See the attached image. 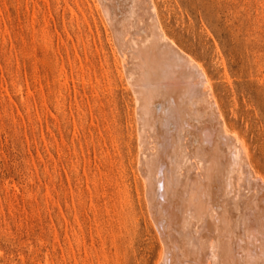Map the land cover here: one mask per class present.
Wrapping results in <instances>:
<instances>
[{"label":"rangeland","instance_id":"obj_1","mask_svg":"<svg viewBox=\"0 0 264 264\" xmlns=\"http://www.w3.org/2000/svg\"><path fill=\"white\" fill-rule=\"evenodd\" d=\"M153 1L164 32L203 67L228 128L264 178V0ZM104 9L112 21L109 0ZM104 21L94 0H0V264L156 262L134 97ZM181 70L165 80L170 87L186 76ZM182 172L172 184L184 200L179 214L163 198L157 212L176 231L193 217L185 198L197 187Z\"/></svg>","mask_w":264,"mask_h":264},{"label":"bare ground","instance_id":"obj_2","mask_svg":"<svg viewBox=\"0 0 264 264\" xmlns=\"http://www.w3.org/2000/svg\"><path fill=\"white\" fill-rule=\"evenodd\" d=\"M94 1L111 32L122 77L134 97L138 171L145 194L154 193L151 202V196L145 198L159 241L155 264H189L187 252L190 256L197 253L192 258L197 263L200 259L201 264H232V260L233 264H264V178L253 168L243 140L228 128L203 67L164 32L153 0H109L112 21L104 9L106 0ZM144 6L148 16L142 13ZM143 20L147 28L142 31ZM180 59L189 63L186 70L182 68L186 76L176 81L177 88L170 87L165 80L183 74L179 70L185 66L179 68L177 63L181 64ZM147 74L156 79L158 74L164 82L150 81ZM148 90L150 98H146ZM182 170L198 181H193L197 186L194 194L190 184L192 190L186 191L185 198L189 210L184 211H189V216L193 213V217L186 214L190 220L186 221V215H182L184 229L176 231L164 224L157 212L163 198L165 207L179 214L180 201L183 206L184 200L172 184H178ZM172 212L166 213L172 218ZM176 220L177 216L173 225ZM182 242L188 243L189 247L184 245L190 252L184 250ZM180 254L183 256L179 259Z\"/></svg>","mask_w":264,"mask_h":264}]
</instances>
